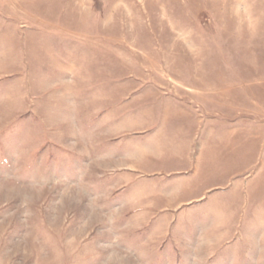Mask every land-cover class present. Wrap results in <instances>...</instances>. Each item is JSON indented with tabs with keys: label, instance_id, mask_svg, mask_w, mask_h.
Returning a JSON list of instances; mask_svg holds the SVG:
<instances>
[{
	"label": "rangeland",
	"instance_id": "rangeland-1",
	"mask_svg": "<svg viewBox=\"0 0 264 264\" xmlns=\"http://www.w3.org/2000/svg\"><path fill=\"white\" fill-rule=\"evenodd\" d=\"M216 68L264 82V0H0V264H264V184L159 118Z\"/></svg>",
	"mask_w": 264,
	"mask_h": 264
},
{
	"label": "crops",
	"instance_id": "crops-1",
	"mask_svg": "<svg viewBox=\"0 0 264 264\" xmlns=\"http://www.w3.org/2000/svg\"><path fill=\"white\" fill-rule=\"evenodd\" d=\"M216 69L192 79L195 88L185 87L186 93H171L162 88L160 108L165 113L159 116L160 121L171 128L170 137L176 143L195 144L196 158L190 167L195 175L189 180L190 190L195 186L196 175L208 185L206 192L214 189L231 192V181L248 173L251 179L247 186H261L264 184V82L244 85L238 75ZM146 134L149 133L134 136ZM179 152L159 153L156 159L162 162L169 158L175 175L181 177L178 166L186 158L182 160ZM151 153L155 154L150 149L142 152L148 158ZM240 205L241 202H235L232 209L244 206Z\"/></svg>",
	"mask_w": 264,
	"mask_h": 264
}]
</instances>
